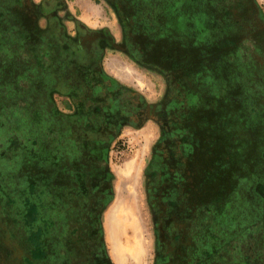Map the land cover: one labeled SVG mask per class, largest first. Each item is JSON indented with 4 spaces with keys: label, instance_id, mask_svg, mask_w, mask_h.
I'll return each mask as SVG.
<instances>
[{
    "label": "flooded vegetation",
    "instance_id": "flooded-vegetation-1",
    "mask_svg": "<svg viewBox=\"0 0 264 264\" xmlns=\"http://www.w3.org/2000/svg\"><path fill=\"white\" fill-rule=\"evenodd\" d=\"M97 1L115 31L67 0H0V264H115L111 152L149 123L151 264H264L260 0ZM120 61L163 80L154 99L108 72Z\"/></svg>",
    "mask_w": 264,
    "mask_h": 264
},
{
    "label": "rangeland",
    "instance_id": "rangeland-1",
    "mask_svg": "<svg viewBox=\"0 0 264 264\" xmlns=\"http://www.w3.org/2000/svg\"><path fill=\"white\" fill-rule=\"evenodd\" d=\"M260 2L264 9V0H260ZM104 3V1L99 3L98 1L94 2V0H67L69 8L73 12H78L80 19L88 21L91 17V20L88 21L89 25L93 27L108 25L110 29L115 31L118 24L115 19L110 17ZM72 25L69 23V27ZM109 57L119 59L122 56L119 51L111 50ZM106 66L109 73L121 74L124 79L130 82L133 81L134 77L140 76L142 78L141 83H133H137L138 86L136 87L147 93L150 99H154V95L163 88L162 79H155L151 73L136 67L130 61H120V64L117 65L118 69L114 63ZM157 136L158 129L152 123L141 130L129 128L112 148L110 164L112 195L102 216V228L107 250L115 264L152 263L153 229L151 214L147 205L145 177L148 159L151 155V145ZM5 143L3 145L6 148V153H9L17 145V141L15 143L11 141L6 145ZM241 145L244 146L245 143H241ZM244 152L246 153L245 149L243 150L239 146L234 152L235 159H242ZM254 156L256 158L255 154ZM14 157H16L15 161L18 167L14 172L18 173V170L23 167L26 155L16 152ZM254 163H257L256 159ZM8 165L5 166L8 168ZM222 183L223 186H226L224 181ZM108 214L113 218L111 230L107 222Z\"/></svg>",
    "mask_w": 264,
    "mask_h": 264
},
{
    "label": "trees",
    "instance_id": "trees-1",
    "mask_svg": "<svg viewBox=\"0 0 264 264\" xmlns=\"http://www.w3.org/2000/svg\"><path fill=\"white\" fill-rule=\"evenodd\" d=\"M6 142V141H5ZM6 144V143H5ZM4 150V156H6L5 158L7 159V160H9V158H7V156L9 157V156H12V151L13 150H10L9 151V153H6L5 152V149H3ZM7 150H9V149H7ZM232 247H234V245H232V246H228V247H226L225 249L226 250H231V248ZM207 254H210V251L208 250L207 251ZM232 254V253H231ZM235 255L237 254V255H239V256H242V257H239V258H235V260H237L240 264H248V261L246 260V259H244V254L243 253H234Z\"/></svg>",
    "mask_w": 264,
    "mask_h": 264
},
{
    "label": "bare ground",
    "instance_id": "bare-ground-1",
    "mask_svg": "<svg viewBox=\"0 0 264 264\" xmlns=\"http://www.w3.org/2000/svg\"><path fill=\"white\" fill-rule=\"evenodd\" d=\"M109 216L107 217V222H108V227L110 226V230H111V223L113 222V218L112 216H110V214H108ZM114 224V223H113Z\"/></svg>",
    "mask_w": 264,
    "mask_h": 264
},
{
    "label": "crops",
    "instance_id": "crops-1",
    "mask_svg": "<svg viewBox=\"0 0 264 264\" xmlns=\"http://www.w3.org/2000/svg\"><path fill=\"white\" fill-rule=\"evenodd\" d=\"M85 18H86V17H85ZM89 18H90L89 20H91V17H89ZM89 20H88V21H89ZM88 21H87V22H88Z\"/></svg>",
    "mask_w": 264,
    "mask_h": 264
}]
</instances>
